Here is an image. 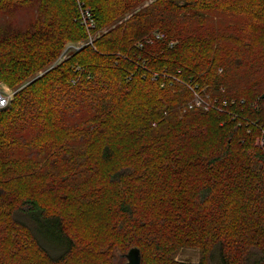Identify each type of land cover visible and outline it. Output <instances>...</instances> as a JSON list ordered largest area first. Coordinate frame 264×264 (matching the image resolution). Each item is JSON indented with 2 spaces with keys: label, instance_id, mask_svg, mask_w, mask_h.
<instances>
[{
  "label": "trees",
  "instance_id": "16d2710c",
  "mask_svg": "<svg viewBox=\"0 0 264 264\" xmlns=\"http://www.w3.org/2000/svg\"><path fill=\"white\" fill-rule=\"evenodd\" d=\"M44 1L5 0L39 15L0 35L16 90L0 109V264H123L134 246L142 264H264V0H81L94 27L77 0L62 19ZM85 153L101 193L65 198L67 174L42 189L57 210L25 193Z\"/></svg>",
  "mask_w": 264,
  "mask_h": 264
},
{
  "label": "rangeland",
  "instance_id": "374dc122",
  "mask_svg": "<svg viewBox=\"0 0 264 264\" xmlns=\"http://www.w3.org/2000/svg\"><path fill=\"white\" fill-rule=\"evenodd\" d=\"M8 1V0H7ZM153 0H147L146 4L149 2H152ZM78 5V12H80V19L82 24L90 25V18L88 15V11L85 10V7L81 3V0H77ZM45 4H50L51 8L54 10L55 13L59 16L60 19L64 18L65 15H67L70 12V3L68 0H45ZM9 4L5 2V0H0V35L3 36L6 40L12 41L14 40L15 34L16 36L18 33L29 31L32 29L31 24L37 19L38 10L37 6H25L23 5L20 7V5H12L8 7ZM129 16V15H127ZM221 21H224V18L226 17H219L216 16ZM121 21H119L120 23ZM92 25L88 27H94L93 22H91ZM68 30L72 29V26L70 22L67 24ZM222 23L218 22L216 23V27L221 26ZM87 26V25H86ZM104 31H106L104 29ZM148 37H145L144 39H147ZM93 39V38H92ZM149 40V39H148ZM76 42H73L72 40H67L64 42L63 48L57 57L56 61L52 63V67L57 65L58 62H60L62 59H64L69 52L74 51L76 48ZM58 60V61H57ZM45 72V71H41ZM38 72L36 74L37 76L42 75V73ZM39 74V75H38ZM35 77V78H36ZM34 78V77H33ZM34 78V79H35ZM33 79V80H34ZM32 80V79H31ZM29 80L28 82H30ZM26 82L25 84H27ZM24 84V85H25ZM23 85V86H24ZM22 86V87H23ZM21 87V88H22ZM19 88V89H21ZM16 90L11 88L10 86H7L4 82L0 81V92H9L14 95ZM208 94L205 96V98H208ZM195 98H201L203 101L204 98L200 96H196ZM200 100V99H199ZM209 100H206V102L209 104ZM195 102H193L191 106H193ZM7 107V106H6ZM5 108V107H4ZM3 109V108H0ZM81 158L78 159V164L76 165H64V164H58L57 166H53L51 169H48L47 172L49 173L43 182L38 181L36 179H30L24 183V189L25 193H37L41 196V198H44L45 202H51L54 206L50 205L51 210H57V206L55 205V202L57 198H60L62 193H65V198H73L71 195H75L74 191H72L74 188H77L83 183L87 187H96L98 189V194L102 192L103 190V183H105V180L103 181L101 178V174L98 173V170L103 168V165L97 164V161H94L93 156L90 154H82L80 156ZM63 174H67L71 176V181L67 183L68 189H62L61 192L53 193L49 192L42 195V189L50 184L58 183V179L63 176ZM54 181H53V180ZM107 191L110 192L108 188H106ZM113 195V193H111ZM79 198V197H76ZM83 198H100V195H97L96 192L90 197H83ZM56 206V207H55ZM59 208V207H58ZM69 209H67L68 211ZM198 248H182L181 251L178 253L176 259L185 262V261H191V262H197L199 260V253ZM126 253V252H125ZM27 256L32 254L31 251L26 252ZM125 261V259H124Z\"/></svg>",
  "mask_w": 264,
  "mask_h": 264
},
{
  "label": "built area",
  "instance_id": "2783aa9c",
  "mask_svg": "<svg viewBox=\"0 0 264 264\" xmlns=\"http://www.w3.org/2000/svg\"><path fill=\"white\" fill-rule=\"evenodd\" d=\"M12 98H13V94H11L9 92H0V99H2L4 101L3 104H0V108L6 107L9 104V102L12 100ZM199 99L195 98V100H194L195 101V105H200L201 104L202 100H201V98H199ZM256 142H257V145L264 152V129H262L260 135L257 137Z\"/></svg>",
  "mask_w": 264,
  "mask_h": 264
},
{
  "label": "water",
  "instance_id": "95a60500",
  "mask_svg": "<svg viewBox=\"0 0 264 264\" xmlns=\"http://www.w3.org/2000/svg\"><path fill=\"white\" fill-rule=\"evenodd\" d=\"M119 256L125 259L123 264H142V253L137 246L130 248L126 253H122Z\"/></svg>",
  "mask_w": 264,
  "mask_h": 264
},
{
  "label": "snow or ice",
  "instance_id": "6c2138e0",
  "mask_svg": "<svg viewBox=\"0 0 264 264\" xmlns=\"http://www.w3.org/2000/svg\"><path fill=\"white\" fill-rule=\"evenodd\" d=\"M3 103H4V101L2 99H0V104H3Z\"/></svg>",
  "mask_w": 264,
  "mask_h": 264
}]
</instances>
